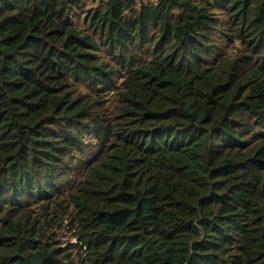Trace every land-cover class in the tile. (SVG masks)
<instances>
[{
	"label": "trees",
	"instance_id": "1",
	"mask_svg": "<svg viewBox=\"0 0 264 264\" xmlns=\"http://www.w3.org/2000/svg\"><path fill=\"white\" fill-rule=\"evenodd\" d=\"M85 3L0 0V264H264V0Z\"/></svg>",
	"mask_w": 264,
	"mask_h": 264
},
{
	"label": "rangeland",
	"instance_id": "2",
	"mask_svg": "<svg viewBox=\"0 0 264 264\" xmlns=\"http://www.w3.org/2000/svg\"><path fill=\"white\" fill-rule=\"evenodd\" d=\"M96 2H97V0H86L85 5L80 8L79 16L81 17L84 14V12ZM80 25H81V23H80ZM103 57H105V56L103 55ZM61 232H62V234L59 235V238L61 241L66 242V243L75 244V239L71 236L70 232H68L66 229L62 230ZM74 249L75 250L71 252V260H73L72 264H84V262H82L84 260V258L81 261L80 258L76 255V250L78 249V247H76Z\"/></svg>",
	"mask_w": 264,
	"mask_h": 264
},
{
	"label": "water",
	"instance_id": "3",
	"mask_svg": "<svg viewBox=\"0 0 264 264\" xmlns=\"http://www.w3.org/2000/svg\"><path fill=\"white\" fill-rule=\"evenodd\" d=\"M62 234V232L60 231L59 233H58V235H61Z\"/></svg>",
	"mask_w": 264,
	"mask_h": 264
}]
</instances>
